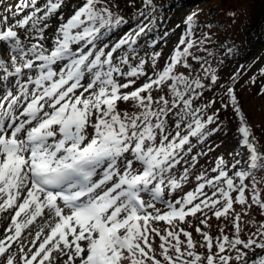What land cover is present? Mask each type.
Masks as SVG:
<instances>
[{
  "label": "snow or ice",
  "instance_id": "snow-or-ice-1",
  "mask_svg": "<svg viewBox=\"0 0 264 264\" xmlns=\"http://www.w3.org/2000/svg\"><path fill=\"white\" fill-rule=\"evenodd\" d=\"M69 4L17 0L0 16V264H264V220L251 219L264 216V136L238 97L243 70L221 83L194 54L209 39L193 38L196 12L161 65L136 51L154 0L112 43L125 23L112 0H82L65 19ZM260 78L264 67L241 89L264 96ZM222 116L240 151L202 168Z\"/></svg>",
  "mask_w": 264,
  "mask_h": 264
},
{
  "label": "trees",
  "instance_id": "trees-1",
  "mask_svg": "<svg viewBox=\"0 0 264 264\" xmlns=\"http://www.w3.org/2000/svg\"><path fill=\"white\" fill-rule=\"evenodd\" d=\"M115 1L118 5L113 10L124 17L125 23H122L110 31L105 38L106 42H112L117 37H122L126 33L135 32L142 23L148 22L138 14L140 10H144L146 13L148 11L142 9L141 4L137 9H131L129 7V2L131 0ZM211 1L212 0H154L156 5L155 19L150 24L149 29L139 38L136 51L140 56L146 57L148 53L147 48L153 47L156 44L165 45L181 27L182 22L180 16L184 13L185 18L186 14L200 10L205 11L207 13L205 18L210 20L206 25L212 27L218 33L214 42V47H216L215 51L217 53H223L224 59L229 57L241 61V66L238 70L246 68L256 56V49L264 43V0H241L244 3V6L242 5L243 8H241L244 14L237 13L235 20L231 19L228 14H226L223 20L219 9L214 7ZM112 2L114 4V0H112ZM236 72L237 70L231 75ZM228 78L224 83L228 81ZM241 78L236 85L238 97L249 124L252 126L255 135L260 138L259 129L262 128L263 125L255 120V109L249 107L250 94L242 93L241 83L243 78ZM261 81L264 82V79ZM259 87L260 84L252 86L255 94L258 93ZM259 97L264 105V96ZM121 107L123 108L124 106L122 105ZM222 119L225 121L224 131L219 134L232 135L235 133V120L231 119V122H229L230 118L228 116H223ZM0 226H2V221H0Z\"/></svg>",
  "mask_w": 264,
  "mask_h": 264
},
{
  "label": "rangeland",
  "instance_id": "rangeland-1",
  "mask_svg": "<svg viewBox=\"0 0 264 264\" xmlns=\"http://www.w3.org/2000/svg\"><path fill=\"white\" fill-rule=\"evenodd\" d=\"M39 2L42 3L43 0H39ZM211 2L213 3L214 7H217L219 9L220 15L222 16L223 20L225 19L226 14L230 10H234L238 14H240L241 8H243V6H244L243 1H241V0L240 1L238 0V2H233V0H212ZM16 3H17V0H2V1H0V16L8 14V13H6L5 9H7L9 7H13ZM81 3H82V0H70L68 10L64 11L65 19L68 16H70L72 14V12L74 11V8L72 7V5H75L76 7H78V6H80ZM114 4L118 5V3L115 0H114ZM140 4H141V0H131L129 2V7L131 9H137L138 7H140ZM117 9H120V8H117ZM145 10H147V9H145ZM194 12L198 13L199 20L197 21L198 27H197V30H196L193 38L194 39H200V38H203L205 35H208L209 39L204 45V47H206L208 49L207 52L199 51L198 47L196 49H193L192 51L194 52V54L201 55V56L205 57V59H207V61L212 65V67L217 70V73L220 76V82L224 83V81L234 71H236L240 68L241 61H237V60H235L236 58H229V57H227V59H224L223 53H221V52L217 53L215 51L216 47H214V42H215L216 37L218 35L217 31H215L212 27H208L206 25L208 22H210V20L205 18L206 14H207L205 11L198 10V11H194ZM180 19L182 22L184 19V13L180 16ZM56 22L57 21L54 19V20L50 21V24H56ZM184 30H185V28H184V25L182 23L181 27L165 43V45L156 44L153 47L147 48L148 49L147 56L146 57L141 56V57L147 59L152 54L153 51L160 52L162 55V59L159 60L158 63L162 65L164 63V59H166L171 54V52L173 51L175 46L178 44V41H179L180 37L183 35ZM120 38L121 37H117L112 42H115V41L119 40ZM152 41H154V40H152ZM112 42H109V43H112ZM255 55L256 56L252 59V61L250 62V64H248V66L246 68H241L243 70V76H242L243 81H242L241 85H243L244 81L247 80L250 76L257 75L259 69L261 67H264V43L261 44L258 47V49H256ZM254 61H255V63L253 64ZM192 63L195 64L194 61H192ZM262 79H264V78H260V80H262ZM242 93L243 94H250L249 95V105H250L249 107L255 109V111H254L255 120L258 123H261V125H263L262 128H264V105L261 102V98L257 94L254 93V89L252 87L247 92L242 90ZM215 95L220 96V95H222V93L217 89ZM206 96H213V93L208 92V93H206ZM216 107H219V103H217ZM225 112H226V110H225ZM234 123L236 125V122H234ZM262 128L259 129V136L260 137L264 136V133L261 132ZM234 141H235V133H233L232 135H220L219 133L214 134L211 138H209L207 144L204 146L203 149H198L200 151H205V152H207L208 148L212 149L211 152H208V155L206 157L202 156L199 158V165L205 169L210 168L211 166H213L214 158L219 157V156H224L226 159L231 160L232 157L229 154L233 153L234 151H240V149L236 148ZM255 176H256V180H257L259 186L264 188V173L257 172V173H255ZM193 183H194V181H193ZM191 187H192V185H185L184 189H185V191H187V190H190ZM178 195H182V193H180V192L173 193L172 198H175ZM158 206H160V205H158ZM237 210L239 211V207H237ZM244 219H245V221H247L249 219V217L245 216ZM251 219L259 222V221L264 220V216L260 215L258 209H254L251 212ZM211 224H212L211 234L213 236H216L218 233L217 225L218 224L222 225V221H216L215 218H213L211 221ZM2 225H3V222H2ZM161 226H163L162 223H161ZM185 227H187V226L185 225ZM188 230L193 231L191 228H189ZM246 234L247 233H245L244 235L246 236ZM193 236H194V238L199 239L198 234H196L195 232H193Z\"/></svg>",
  "mask_w": 264,
  "mask_h": 264
}]
</instances>
